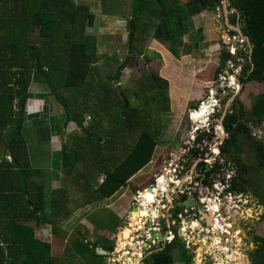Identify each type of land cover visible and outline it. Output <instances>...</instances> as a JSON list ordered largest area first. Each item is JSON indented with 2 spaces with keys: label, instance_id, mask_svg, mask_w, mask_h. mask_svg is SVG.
Wrapping results in <instances>:
<instances>
[{
  "label": "trees",
  "instance_id": "16d2710c",
  "mask_svg": "<svg viewBox=\"0 0 264 264\" xmlns=\"http://www.w3.org/2000/svg\"><path fill=\"white\" fill-rule=\"evenodd\" d=\"M229 2L239 13L241 23L245 24L242 31L250 44L249 52L246 50L247 53L245 51L242 55L248 59V64L243 66L239 82L241 85L249 81L261 82L264 80V0ZM214 4V0H132L128 44L131 46L137 31L143 26V19L148 18L154 26L152 36L169 42L168 50L177 58L174 44L180 43L181 35L193 29L191 17ZM92 20L88 7L74 0H0V141L7 130L5 151L12 155L9 163L0 166V264H59L50 256L51 243L35 235L36 228L48 223L55 229L74 207L111 197L150 161L153 154L159 130L153 123V128L149 127V119L144 118L145 115L131 105L123 90L114 84L121 66L115 77H106L105 80L98 77L92 81L90 69L96 59V44L94 37L85 32V27L90 26ZM191 33L189 35L197 45L202 38V28ZM128 51L134 53L131 47ZM231 58L222 49L215 74ZM127 62L128 57L124 67ZM51 74L57 77V84L51 83ZM37 80L49 84L50 92L63 107L64 117L58 131L66 128L69 122H74L81 131V134L69 133L64 143L59 144V150L54 151V154L61 155L58 162L69 175L73 191L65 187L50 191L48 219L44 216L42 188L32 194L37 199L36 203L26 198L25 205L28 206L23 210L11 208L14 205L6 198L9 192L7 195L4 193L12 191L15 184L20 187L18 182L25 179L26 169H30L27 147L21 136L23 118L17 121L16 117L18 113L22 117L26 101L30 98L27 91L29 83ZM147 82L153 93L157 87L160 89L168 84L155 73L149 75ZM60 88L69 95L62 96ZM115 109L119 111L114 115ZM237 110L240 118V101ZM106 111L111 112L115 119L113 126L105 115ZM249 112L256 122L264 121V91L253 96ZM86 113L92 119L83 126ZM245 122L248 120L239 119L228 129V136L220 149L221 155L238 167L231 187L240 193L248 192V186L252 184L239 160L242 148L254 152L258 166L264 168V142L257 139L248 141L252 135ZM224 124L228 127L227 123ZM54 130L52 120L49 125L36 126L38 141H50ZM103 131L110 134V139L104 137ZM125 136L133 137L129 145L121 139ZM102 175L104 178L99 182ZM1 178L11 186L3 184ZM75 191V196H71ZM253 193L263 208L261 216L264 217V193L258 189H253ZM77 241L91 244L90 251L94 254L93 258L90 257L93 259L91 262L99 264L97 254L93 252L96 245L83 235H77L73 244L78 255L80 242ZM252 241L255 248L248 253L251 264H264V237L252 235ZM175 242L182 247L179 251L184 264H192V253L177 235L153 252L148 264H173L172 247Z\"/></svg>",
  "mask_w": 264,
  "mask_h": 264
},
{
  "label": "rangeland",
  "instance_id": "374dc122",
  "mask_svg": "<svg viewBox=\"0 0 264 264\" xmlns=\"http://www.w3.org/2000/svg\"><path fill=\"white\" fill-rule=\"evenodd\" d=\"M74 1L86 5L93 15L90 26L85 27V32L94 37L93 40L96 44V59L90 69L92 81L98 77L103 80L106 77H115V73H118L121 66L120 75L117 77L116 83H113L123 90L131 105L137 108L140 113L142 112L145 115L144 118L149 119V127H152L153 123L159 133L155 136L156 146L150 161L133 174L127 183L111 197L100 198L92 203L74 207L68 217L57 224L55 229L49 225L42 226L36 229L35 235L51 243L50 256L55 258L59 264H92L94 254L92 255V251H90L92 247L90 243L77 241L80 242V254H77L73 242L79 234L96 245L93 252L97 254L99 264H122V259L125 264L127 261L134 264L140 255L146 254L151 241V237H149L150 240L146 242L145 246V242H143L141 250H137L133 254L135 258L132 261L130 256H125L126 250L124 249L129 247L132 240H135L137 232L140 230L139 227L155 226L152 220H156L160 222L161 232L164 234L165 224L168 223L167 218L171 216L172 210L169 208L167 213V210L162 209V205L164 208L169 206V203H166L169 196L165 194L163 199L153 205H148V202L145 201V204L147 203L146 205L150 207V211H147L149 215H144L141 218L136 215L137 217L133 220L131 216L136 213L132 211V207L136 205L135 196L137 191H143V188L152 183V178H154L155 184L160 175H164L166 178L167 175L173 173L171 168L178 164V157L184 151V142L190 137L188 132V128H191L189 112L198 107L201 99L207 100L205 97L208 94V88H212L211 91L214 93L216 101H209L219 104V110L215 114L217 120H220V114H223L224 111L225 115L229 113L231 105L237 109L239 101L241 110L251 114L249 109L253 96L264 91V80L261 82L249 81L244 85L239 82L238 76L241 74L243 66L248 64V59L242 57L244 50L241 49L240 52L237 49L235 51L232 49L240 46L242 43L240 38L243 36L240 15L230 6L229 0H215V4L209 9L191 17L193 29L189 33L181 35L180 43L174 44L177 58L169 52V42L165 43L152 36L154 26L152 20L148 18L143 19V26L137 31L135 39L129 46L127 30L132 0ZM1 5L6 7L4 4ZM199 27L202 28L203 34L196 45L190 35ZM245 41L248 43L247 39ZM130 47L134 53H128ZM245 47L247 51L250 50L249 43ZM222 49L230 51L229 55L233 58L226 60L224 67L215 74L214 69L219 64V55ZM126 57H128V62L124 67ZM151 73L158 74L167 80L168 84L165 87L161 86L160 89L157 87L154 93L151 92L147 82ZM54 76L55 74L49 75V79L52 84H57V77ZM160 90L161 94H159ZM27 91L30 98L27 99L26 111L22 115L26 119V125H29V130L25 132L28 133L29 142L32 139V146L29 150H32L31 152L37 156L38 164L43 159V166L52 167L51 187H65L66 190L73 191L69 175L60 166L61 155H53V153L55 150H59V144L64 143L69 133L78 132L81 134L80 128L74 122H69L66 128L58 131L63 121L64 110L50 92L49 84L41 80L31 81ZM59 92L62 96L63 94L69 95L61 88ZM237 100L238 102H236ZM209 101L207 104L210 103ZM118 111L115 109L114 115ZM105 115L110 118L108 121L113 126L115 119L112 113L106 111ZM203 116L206 117V114ZM91 119V115L86 113L83 126L88 125ZM204 119L207 120V118ZM243 119L248 120L245 124L253 136L252 138L248 137V141L257 139L264 142V121L256 122L252 115ZM51 120L55 123V130L51 135L50 142L44 146L46 143L37 141L35 129L36 126L46 123L49 125ZM23 123L25 124L24 120ZM215 128L217 129V126ZM103 135L110 139V134L105 131H103ZM121 139L126 140V145H129L133 137L126 138L125 136ZM49 153L52 156L49 157ZM8 159L11 160L10 155L7 156ZM51 160L58 164L57 169L53 168ZM239 160L245 166L246 174L252 180V184L248 186V192L244 193L246 195L241 197L242 200H246L244 205L239 206L242 210L241 214L239 213L241 210L238 208L235 213L230 210L229 214L227 210L224 211L225 207L222 206V215L215 227L220 225L223 235H221V231V233L218 231L213 234L202 230V227L213 225L212 212L215 211L213 207L210 209L211 213L203 214L202 218L205 223L192 216L180 221L174 217L176 221L174 227H185L181 237H185L189 242L190 247L187 250L192 253V264H249L250 260L247 261L246 253L255 248L252 235L264 237V217L261 216L263 209L253 193V189L264 193V168L258 166L255 153L249 148H242ZM190 162L185 167V171L193 169V163ZM169 168L171 171H168ZM196 173L199 174L198 170ZM185 174V178L192 175L187 171ZM41 179L43 178L41 177ZM75 194L76 191L72 192L71 196H75ZM154 201L155 199L152 202ZM137 205L139 206L140 202H137ZM140 206L144 207L145 205ZM152 207L162 211L157 213L154 209L152 212ZM150 213L156 214L150 215ZM157 214L159 216L154 218ZM46 216H49L47 212ZM193 222H198V225H193ZM144 223L145 226H143ZM125 229L130 230L126 237L123 235ZM234 229L237 230L234 231ZM182 239L180 238V241ZM202 239L205 240L204 244L200 242ZM110 247L113 248L110 250ZM179 248L182 247L178 243H173V264H184ZM146 258L149 260L150 254L146 255ZM197 258L202 261L198 263Z\"/></svg>",
  "mask_w": 264,
  "mask_h": 264
},
{
  "label": "built area",
  "instance_id": "2783aa9c",
  "mask_svg": "<svg viewBox=\"0 0 264 264\" xmlns=\"http://www.w3.org/2000/svg\"><path fill=\"white\" fill-rule=\"evenodd\" d=\"M240 39L242 40V43L240 44L239 47H233L232 49L234 51L236 49L239 50L240 52H241V49L247 50V48L245 47V45H246L245 38L241 37ZM244 43H245V45H244ZM221 83H222V81H221ZM211 90L212 89L209 88V95L207 96V100L204 101L201 99L197 109H195V110L192 109V110H194V113H197V111H200V108L205 106L204 102L207 103L209 100L216 101V97L214 96V93ZM214 104L219 106L218 102H212L210 106H213ZM210 106L207 105L205 111L203 112L204 113L203 115L206 114V117L201 116V117H203L201 121L203 123H205V127H204V131L201 132L199 134V136L203 135V137H204L205 133L209 132V130H210L208 125H207L208 120L204 119V118L208 117L207 115L209 113V107ZM194 113L189 112V114H188L189 119L192 121H195V119L193 118ZM200 118H197L196 120L200 121ZM218 127L219 126H217V128ZM195 128H197L196 125H194V129ZM220 130H221L220 134H222L223 130L221 127H220ZM197 137H198V134L195 132H192L190 134L189 139H187L184 142V146H183L184 151L183 152H187L190 149H195L196 147H198L199 144L202 143V142H199L197 140ZM212 153L217 155L216 156V159H217L216 169H213L210 173H207L208 177L204 178V176L201 175V176H197L195 178H192L191 176H188L185 178L184 177L186 175L184 173L185 160H181V157H178L179 164H177L176 167L171 168L173 170V173L171 175L166 176L167 180H165L166 178L164 175H160L159 178L156 179L155 184H154V182L149 183L148 187L142 189L143 191H145V190H148V191L153 190L154 191L155 201L152 202L151 205H153L155 202L163 199L165 194L167 196H169V200L166 201V203H169V206L167 208H164V205H162V209L167 210V213H168L169 208H172L171 216L169 218H167L168 223L165 224L166 230H165L164 234H162V232H161L160 222L156 221V220H152L155 223V226H148V228L139 227L140 230L139 231L137 230V231L138 232L142 231V232H141V234H137L135 240H132L129 247L127 246V248L124 249V250H126L125 256H130L131 259H134V256L131 255L133 247H135L136 250H141L143 242H144V240H141V238H144V237H147V238L151 237L149 247L155 246L158 248H160L165 243H169L174 238V236H175L174 230H176L177 236L182 239L183 236L181 237V233L185 230V227L184 226H178V228L174 227L176 224L174 217H176V219H178L180 221L183 218H187V217L192 216L194 218L200 219L201 222L205 223L203 221L202 216L204 213H211L210 212L211 207H213L215 209V211L212 212L213 219L217 220V218L221 217V215H222V212H221V209H223L222 206H224L226 210H228V208H232V209H235L234 211H236L237 208L240 209L239 206L244 205L246 203V200H242V198H241L244 195L242 193H236L233 190V188L231 187V185L227 179V177L229 175H225V177L223 176V172H222L223 160L218 156L217 149L212 150ZM210 160H211L210 155H208V158H206L205 162L207 165H209V167L212 166V164L210 163L211 162ZM171 169L169 168L168 171H171ZM103 178H104V176H101L99 181L102 182ZM160 179H162V181ZM153 181H154V178H153ZM161 184H162V186H160ZM148 188H150V189H148ZM141 192L142 191H137V195L135 196L136 197V200H135L136 205H134L135 207H138L137 202H140V205L144 204L141 201V197H140ZM235 194H236V196H234ZM188 197H191L194 199V204L190 205V206H182L181 201L185 200ZM145 206H146L147 211L149 212L150 209H149L148 205H145ZM177 206H179V207L177 208ZM141 209H144V207L142 206ZM225 209H224V211H225ZM132 211H134L133 207H132ZM155 211L157 213H159L162 210L155 209ZM152 212H154V210ZM220 212H221V214H220ZM239 213L241 214L242 210ZM154 214H156V213H153L152 215H154ZM144 215H149V214L146 213ZM144 215L138 214V217L141 218ZM158 216L159 215L157 214L156 216H154V218H157ZM146 221L148 222V220H146ZM193 224L198 225V222H193ZM143 226H145V223L143 224ZM202 230H203V232H208V233L214 232L216 234V233H218V231L222 232V227L219 226V228H215L214 225L211 227L206 226V227H203ZM151 231H153L155 233L154 236H151V233H150ZM158 235L162 236L161 240H159L157 238ZM221 235H223V232L221 233ZM149 240H150V238H149ZM204 241L205 240L202 239L200 242L204 244ZM133 242H135V244H133ZM181 242L184 244V247L186 249L190 247L189 242L187 241V239L185 237H183ZM145 245H146V242L144 243V246ZM149 247H148V249H149ZM151 252H152V250L151 251L147 250L146 254H144V255L142 254L143 256L140 255V257L137 260H135L134 264H144V262H145L144 259H145L146 255H149ZM201 256L203 257L204 253ZM197 260H198V263H200L202 261L199 258H197ZM121 262H122V264H125L123 259L121 260ZM127 264H130V261H127Z\"/></svg>",
  "mask_w": 264,
  "mask_h": 264
},
{
  "label": "crops",
  "instance_id": "0c3cea01",
  "mask_svg": "<svg viewBox=\"0 0 264 264\" xmlns=\"http://www.w3.org/2000/svg\"><path fill=\"white\" fill-rule=\"evenodd\" d=\"M37 99L40 100V98H38V97H37ZM24 111H26V110H24ZM20 118H23V115ZM23 120L25 121V124L22 123V125H21V136H22L23 140L25 141V144H26V147H27V152H28V156H29L28 163H29L30 169H26V173L24 174L25 179L23 181L18 182L19 183L18 185H20V187H18L17 184H15L13 186V190L12 191H5L4 193L7 195V192H9L6 198L11 203H13V205L15 206V207L11 206V208H13L14 210H23L24 207L28 206V205H25L26 204V198L29 201L31 199L32 203H36L37 199H36V197L32 196V194L35 193L36 190H39V188H42V191H43V203H44V207H43L44 208V216H45L46 219H48L50 217V206L49 205H51L50 191L52 189L57 188L55 186L51 187L52 186V184H51L52 167L51 166L47 167V165L43 166V164H42L43 163V159H42V162L40 164H38L37 156L33 152H31L32 150L31 151L29 150V148H31L30 146H32L31 145L32 144V139H31V142H29L30 138L27 137L28 133L27 134L25 133L27 130H29V125H26V119L23 118ZM5 131H7V130H5ZM5 131H4L2 139L0 141V166L9 163L12 160L11 153L9 151H7V150L5 151V145H6V142H7L6 141L7 140L6 139L7 138V134L4 137ZM49 142L50 141L46 142V144L44 146H46ZM8 155H10L11 160H9V159L7 160V156ZM50 155H51V153H49V157H50ZM53 155H54V153H53ZM51 161H50V163H51ZM53 165H54L53 168L57 169L56 167L58 166V164H55L53 162L52 166ZM40 175L44 179V182H43V179H41V177H39ZM1 179L4 182L3 178H1ZM3 184L10 185L7 180ZM23 204H24V206H23ZM31 207H32V205H30V203H29V208H31ZM46 212L49 215L48 217L46 216ZM46 225H49V224L46 223V224H42V225H39V226L42 227V226H46ZM40 227H38V228H40ZM108 249H109V247H108Z\"/></svg>",
  "mask_w": 264,
  "mask_h": 264
},
{
  "label": "flooded vegetation",
  "instance_id": "af4514ba",
  "mask_svg": "<svg viewBox=\"0 0 264 264\" xmlns=\"http://www.w3.org/2000/svg\"><path fill=\"white\" fill-rule=\"evenodd\" d=\"M214 2H215V0H214ZM230 107L231 108H230L229 114L226 113L228 115H225V111L223 112V114L221 113L222 116L220 114V120H217L215 118V116L214 117H211V119L208 120V122L211 123L212 128H213V126H214V128L211 129V130H209V132H207L204 137H203V135H201L199 137V140L198 141L199 142H202V143L199 144L198 147H196L193 150L190 149L187 152H182L179 155V157H181V160H185V167H187V164L190 162V160H191L190 163L191 164L193 163L192 164L193 169H191V170H188L187 169L186 170L187 172H189V173L191 172L192 173V175H191L192 178H195V177L201 176V175H203L204 178H206V174L207 173H210L213 169H216V162H217L216 157H215V162H213V163L210 162L212 164L211 167H209V165L206 164V162H205L206 158H208V155H210V159H211V155L213 154L212 153V150H214V149H218L219 152H220L221 146H222L225 138H227V136H228V129H230V127H232V126H235V124L239 121V119L244 120L243 119L244 118V114L247 113V112H244L243 110H241V113L242 114H240V118H239L238 117V110L235 108V106L234 105H231ZM229 116H233V117L236 118V121L233 124L230 123V122H227V118ZM224 123H227L228 127L225 126ZM215 126H219V127L216 129ZM220 127L223 130V133L222 134H220V131H221L220 130ZM196 170H198L199 174L196 173ZM186 171H184V173H186ZM150 205H151V203H150ZM141 207L142 206H138L136 211L139 212V210H140ZM137 214L136 213L133 214L131 216V218L134 217V216H136ZM137 234H141V231L138 232ZM141 240H144V242H148L149 241V238L144 237V238H141ZM113 247H111V248H113ZM133 250L134 251L131 253V255L135 254V251H137L135 247H133ZM147 250L148 251H151L152 250V252L150 253V258H151V255L153 254V252H156L159 249H158V247L153 246V247H149V249H147ZM248 253L249 252L246 253V256L248 257L247 259L250 260V258L248 256ZM144 261L146 263H149L150 259L147 260V258L145 257ZM250 263H251V261H250Z\"/></svg>",
  "mask_w": 264,
  "mask_h": 264
},
{
  "label": "clouds",
  "instance_id": "9594fccd",
  "mask_svg": "<svg viewBox=\"0 0 264 264\" xmlns=\"http://www.w3.org/2000/svg\"><path fill=\"white\" fill-rule=\"evenodd\" d=\"M242 28V27H241ZM242 36L245 38V39H247L248 40V38L243 34V31H242ZM245 43H246V41H245ZM248 43H249V41H248ZM248 43H246V44H248ZM228 52V51H227ZM244 52H245V50H244ZM229 54H230V51L228 52ZM242 57H244V56H242ZM212 89V88H211ZM209 95V88H208V94L206 95V99H207V96ZM203 100V99H202ZM219 108V106H217V105H213V106H210L209 107V113H208V117H207V120H210L211 119V117H214L215 116V114H216V112L219 110L218 109ZM195 109H197V108H195ZM229 114V113H228ZM190 120V119H189ZM191 121V128H188V132L191 134L192 132H195V133H197L198 134V137H197V140H199V134L201 133V132H203L204 131V127H205V123H203L202 121L200 122V121H192V120H190ZM194 125H196V127L197 128H195L194 129ZM207 125H208V127H209V129L211 130V129H213L214 128V126H213V128H212V125H211V123H207ZM190 126V125H189ZM191 129H193V130H191ZM251 135H252V133H251ZM253 137V136H252ZM186 145V144H185ZM217 151H218V156L220 157H223L224 159H222L221 157V159L223 160V170H222V172H223V176L225 177V175H229L228 177H227V179H228V181H229V183H230V185H231V181H232V179L238 174V172H236L237 171V169H238V167H237V165L234 163V162H232V161H230V160H227L223 155H221V152H219V150L217 149ZM217 155H215V157H216ZM215 162V161H214ZM178 164H179V161H178ZM185 171V170H184ZM103 176V175H102ZM100 178H101V176H100ZM99 178V179H100ZM152 183H153V178H152ZM142 189V188H141ZM150 189V188H149ZM233 190L235 191V189L233 188ZM236 193H240V192H237V191H235ZM243 195H246V194H244V193H242ZM226 210V209H225ZM230 210H232L234 213L237 211H234L235 209H232V208H228V213L230 214ZM230 216V215H229ZM219 220V218H217V220H214L213 218H212V222H213V225L215 226V224L217 223V221ZM221 224V223H220ZM212 225V226H213ZM220 226V225H219ZM219 226L218 227H215V228H219ZM222 226V225H221ZM209 227H211V226H209ZM237 229H234V231H236ZM212 233H214V232H212ZM175 235H177L176 234V230H175ZM179 238V237H178ZM162 239V238H161ZM180 239V238H179ZM173 240V239H172ZM171 240V241H172ZM170 241V242H171ZM169 242V243H170ZM158 249H160V248H158ZM110 250H111V248H110ZM136 252V251H135ZM134 256V255H133ZM134 258H135V256H134ZM137 259V258H136ZM248 260V259H247ZM144 264H147L146 262H144ZM249 264H251V263H249Z\"/></svg>",
  "mask_w": 264,
  "mask_h": 264
},
{
  "label": "bare ground",
  "instance_id": "6f19581e",
  "mask_svg": "<svg viewBox=\"0 0 264 264\" xmlns=\"http://www.w3.org/2000/svg\"><path fill=\"white\" fill-rule=\"evenodd\" d=\"M232 82H233V81H232ZM209 102H210L209 104L204 103L205 106L202 107V108H200V111H197V113H194V110L191 111V112L194 113L193 118L195 119V121H196L197 118H200L201 116H203V114H204L203 112H204V110L206 109V106H207V105H208V106L211 105V101H209ZM202 118H203V117L200 118V121L202 120ZM160 180L162 181V179H160ZM160 186H162V184H161ZM154 196H155V193H154L153 190H152V191H147V190H145L144 192L142 191V192H141V195H140L141 200H142V202L144 203V205H146V204H145V201H147V202H148V205H150V203L153 201V199H155ZM149 208H150V207H149ZM152 208H153V207H152ZM154 209H155V208L151 209V211H153ZM136 210H137V209H136ZM136 210H134V211L136 212V214L138 213L139 215H144V214L147 213L146 206H144V209H141V208H140L139 212L136 211ZM133 213H134V212H133ZM134 214H135V213H134ZM138 214H137V215H138ZM150 215H152V214H150ZM135 217H137V216L132 217V219L134 220ZM136 219H137V218H136ZM135 223H136V222H135ZM193 225H196V224H193ZM129 232H130V230L125 229V230L123 231V235H124V237L128 236ZM133 251H134V250H132V252H133ZM131 261H132V259H131Z\"/></svg>",
  "mask_w": 264,
  "mask_h": 264
},
{
  "label": "water",
  "instance_id": "95a60500",
  "mask_svg": "<svg viewBox=\"0 0 264 264\" xmlns=\"http://www.w3.org/2000/svg\"><path fill=\"white\" fill-rule=\"evenodd\" d=\"M241 27L244 28V27H245V24L242 23V24H241ZM249 116H251V114H247V113L244 114V117H247V118H248ZM20 117H21V113H18V114H17V117H16L17 121H19ZM256 118H257V117H256ZM235 121H236V118L233 117V116H229V117L227 118V122H230V123H232V124H233ZM7 132H8V131H5L4 137L6 136ZM214 161H215V154H212V155H211V163H213ZM148 189H149V188H148ZM193 204H194V200H193V198H191V197H188V198H186L185 200L181 201V205H182V206H190V205H193ZM133 209L136 210L137 207L133 206ZM150 233H151L152 235L154 234L153 231H151ZM161 237H162V236L158 235V238H159V239H161ZM110 248H111V247H110Z\"/></svg>",
  "mask_w": 264,
  "mask_h": 264
}]
</instances>
